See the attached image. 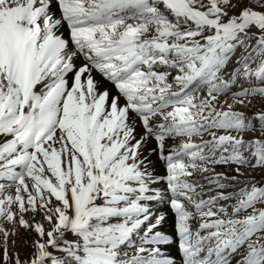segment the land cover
I'll use <instances>...</instances> for the list:
<instances>
[{
    "label": "snow or ice",
    "instance_id": "snow-or-ice-1",
    "mask_svg": "<svg viewBox=\"0 0 264 264\" xmlns=\"http://www.w3.org/2000/svg\"><path fill=\"white\" fill-rule=\"evenodd\" d=\"M0 264H264V0H0Z\"/></svg>",
    "mask_w": 264,
    "mask_h": 264
}]
</instances>
